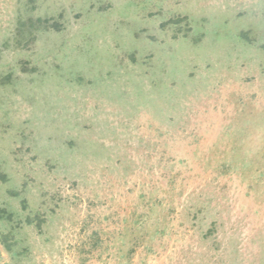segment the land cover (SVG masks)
Segmentation results:
<instances>
[{"label":"rangeland","instance_id":"374dc122","mask_svg":"<svg viewBox=\"0 0 264 264\" xmlns=\"http://www.w3.org/2000/svg\"><path fill=\"white\" fill-rule=\"evenodd\" d=\"M0 173V264H264V0H0Z\"/></svg>","mask_w":264,"mask_h":264},{"label":"trees","instance_id":"16d2710c","mask_svg":"<svg viewBox=\"0 0 264 264\" xmlns=\"http://www.w3.org/2000/svg\"><path fill=\"white\" fill-rule=\"evenodd\" d=\"M40 21H41V19H40ZM0 177L3 178V177H5V176H4V174L0 173ZM7 215H8V214H7V211H6L5 209H0V219H2V218H6ZM42 221H43L42 218H38V226H39V227H41V223H42ZM28 222H29V223L32 222V219L29 218V219H28ZM4 238H5V241H6V242H5L4 240H3V241H4V243L7 244V243H8V240H7V239H9V234H8V235H5ZM7 247H9V248H8L9 250L12 249L10 246H7Z\"/></svg>","mask_w":264,"mask_h":264}]
</instances>
